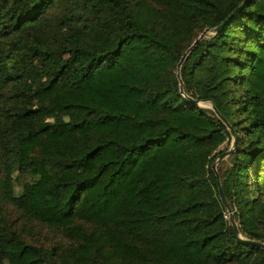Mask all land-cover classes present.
<instances>
[{
    "label": "trees",
    "instance_id": "obj_1",
    "mask_svg": "<svg viewBox=\"0 0 264 264\" xmlns=\"http://www.w3.org/2000/svg\"><path fill=\"white\" fill-rule=\"evenodd\" d=\"M242 1L0 0V264H264L211 168L232 135L190 100L236 133L220 184L264 243V0L226 22Z\"/></svg>",
    "mask_w": 264,
    "mask_h": 264
},
{
    "label": "water",
    "instance_id": "obj_2",
    "mask_svg": "<svg viewBox=\"0 0 264 264\" xmlns=\"http://www.w3.org/2000/svg\"><path fill=\"white\" fill-rule=\"evenodd\" d=\"M246 0H243L237 7L236 9L233 11V13L230 15V17L227 19L226 22H228L237 12L238 10L244 5V2ZM223 25H220V26H217L216 28H205L200 34L199 36L193 41V43L189 46V48L185 51V53L182 55L179 63L177 64V78L179 80V88H180V92L183 94V81L180 77V66L184 60V58L186 57V55L192 50L193 47H195L198 42L204 38L207 34H214L216 32H218L221 28H222ZM191 102H193L194 104L198 105V106H202V107H209L211 108L214 113L216 114V116L226 125V127L229 129L231 135H232V141H231V144H230V147L220 153L216 158L215 160L213 161L212 165H211V168L216 176V181H217V187H218V192H219V197H220V200L222 201V203L224 204V206L226 207L227 209V212H228V215H229V220H230V223H231V227H232V231L235 235V237L239 240V241H245L249 244H253V245H256V246H259L261 248L264 249V243L263 242H260V241H254V240H248L246 239L245 237H243L239 231H238V227H237V223L236 221L234 220V217H233V213L232 211L230 210L226 200H225V197H224V194H223V190H222V187H221V184H220V178H219V173L217 171V165L223 160L225 159L227 156H229L232 151L234 150V148L236 147V143H237V136H236V133L234 132L233 128L230 126V124L228 123V121L226 120V118L220 114V112L217 110V108L215 107V105L210 102V101H199V100H195V99H192L190 98ZM207 102L210 103V105L207 104Z\"/></svg>",
    "mask_w": 264,
    "mask_h": 264
},
{
    "label": "rangeland",
    "instance_id": "obj_3",
    "mask_svg": "<svg viewBox=\"0 0 264 264\" xmlns=\"http://www.w3.org/2000/svg\"><path fill=\"white\" fill-rule=\"evenodd\" d=\"M209 108V107H207ZM226 145V143H224L223 146H221V148H223ZM39 233L41 235V237L44 239L46 244H50V243H54L56 241V238L53 237V235L50 232H46V229H40Z\"/></svg>",
    "mask_w": 264,
    "mask_h": 264
},
{
    "label": "bare ground",
    "instance_id": "obj_4",
    "mask_svg": "<svg viewBox=\"0 0 264 264\" xmlns=\"http://www.w3.org/2000/svg\"><path fill=\"white\" fill-rule=\"evenodd\" d=\"M207 104H208V105H210V103H209V102H207Z\"/></svg>",
    "mask_w": 264,
    "mask_h": 264
}]
</instances>
